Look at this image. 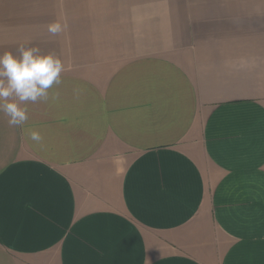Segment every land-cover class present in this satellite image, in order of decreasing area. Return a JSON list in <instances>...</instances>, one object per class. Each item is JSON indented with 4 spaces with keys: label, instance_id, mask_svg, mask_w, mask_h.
I'll list each match as a JSON object with an SVG mask.
<instances>
[{
    "label": "crops",
    "instance_id": "0c3cea01",
    "mask_svg": "<svg viewBox=\"0 0 264 264\" xmlns=\"http://www.w3.org/2000/svg\"><path fill=\"white\" fill-rule=\"evenodd\" d=\"M20 45L64 71L0 112V264H264V0H0Z\"/></svg>",
    "mask_w": 264,
    "mask_h": 264
},
{
    "label": "clouds",
    "instance_id": "9594fccd",
    "mask_svg": "<svg viewBox=\"0 0 264 264\" xmlns=\"http://www.w3.org/2000/svg\"><path fill=\"white\" fill-rule=\"evenodd\" d=\"M64 26L59 22L47 25V31L55 36ZM0 54V112L7 116L10 126H23L29 119V103L48 101L50 90L62 82V60L53 53L43 54L38 46L17 49ZM54 98V97H53ZM23 105V106H22ZM28 137L39 142L38 130L25 129Z\"/></svg>",
    "mask_w": 264,
    "mask_h": 264
}]
</instances>
